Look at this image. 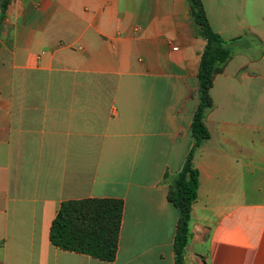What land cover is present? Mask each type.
Listing matches in <instances>:
<instances>
[{
  "label": "crops",
  "instance_id": "obj_1",
  "mask_svg": "<svg viewBox=\"0 0 264 264\" xmlns=\"http://www.w3.org/2000/svg\"><path fill=\"white\" fill-rule=\"evenodd\" d=\"M215 77L185 264H264V0H202ZM207 46L190 0H0V264H176L170 185ZM123 202L113 261L51 242L63 202Z\"/></svg>",
  "mask_w": 264,
  "mask_h": 264
},
{
  "label": "trees",
  "instance_id": "obj_2",
  "mask_svg": "<svg viewBox=\"0 0 264 264\" xmlns=\"http://www.w3.org/2000/svg\"><path fill=\"white\" fill-rule=\"evenodd\" d=\"M11 0H1L3 12ZM192 14L207 46L199 71V106L192 122L194 146L185 164L170 185L168 200L179 211L175 240L176 264H185L184 254L190 236L192 207L198 198L199 172L194 157L201 143L210 138L205 125L207 112L214 107L210 90L215 77L224 72L233 54L229 45L216 33L209 21L202 0H190ZM123 202L114 199L70 200L62 203L51 229L54 246L103 261H113L119 246Z\"/></svg>",
  "mask_w": 264,
  "mask_h": 264
},
{
  "label": "rangeland",
  "instance_id": "obj_3",
  "mask_svg": "<svg viewBox=\"0 0 264 264\" xmlns=\"http://www.w3.org/2000/svg\"><path fill=\"white\" fill-rule=\"evenodd\" d=\"M185 262V261H184Z\"/></svg>",
  "mask_w": 264,
  "mask_h": 264
}]
</instances>
